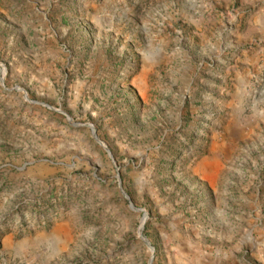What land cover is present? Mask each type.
<instances>
[{
  "label": "rangeland",
  "instance_id": "rangeland-1",
  "mask_svg": "<svg viewBox=\"0 0 264 264\" xmlns=\"http://www.w3.org/2000/svg\"><path fill=\"white\" fill-rule=\"evenodd\" d=\"M151 256L264 264V0H0V264Z\"/></svg>",
  "mask_w": 264,
  "mask_h": 264
},
{
  "label": "water",
  "instance_id": "water-1",
  "mask_svg": "<svg viewBox=\"0 0 264 264\" xmlns=\"http://www.w3.org/2000/svg\"><path fill=\"white\" fill-rule=\"evenodd\" d=\"M48 108H50V109H52L53 110V108H51V107H48ZM86 126H88V127H90L91 128V131H92V134H93V137L95 138V140L105 149V151L107 152V154H108V156L111 158V154H110V152L108 151V149L106 148V146L97 138V136H96V134H95V129L91 126V125H87L86 124ZM112 159V158H111ZM122 194H123V196L125 197V199L126 200H128L129 201V198H128V196L122 191ZM130 206H131V208H133V206L131 205V203H130ZM135 210H137V211H141V212H143L144 213V217H143V221H142V224H141V226H140V228H139V232H140V234H141V238H142V240H143V242L149 247V249L151 250V252H152V254H153V248L150 246V243L147 241V239H145L143 236H142V231H143V223H144V221H145V218H146V213L144 212V211H142V210H139V209H135ZM152 258H153V256H151V258H150V260H149V264H152Z\"/></svg>",
  "mask_w": 264,
  "mask_h": 264
},
{
  "label": "bare ground",
  "instance_id": "bare-ground-1",
  "mask_svg": "<svg viewBox=\"0 0 264 264\" xmlns=\"http://www.w3.org/2000/svg\"><path fill=\"white\" fill-rule=\"evenodd\" d=\"M208 164H209L208 162H205V163H203V164L201 165L200 168H201L202 170H205V169L208 167Z\"/></svg>",
  "mask_w": 264,
  "mask_h": 264
}]
</instances>
